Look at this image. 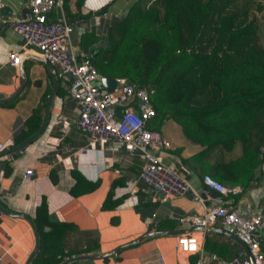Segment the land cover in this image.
Instances as JSON below:
<instances>
[{"label": "crops", "instance_id": "crops-1", "mask_svg": "<svg viewBox=\"0 0 264 264\" xmlns=\"http://www.w3.org/2000/svg\"><path fill=\"white\" fill-rule=\"evenodd\" d=\"M133 1L84 0L77 16H65L74 25L70 35L73 50L81 51L79 42L84 33L96 36L98 40L94 43L105 44L110 24L119 20ZM0 4V19L4 21L0 24V99L16 91L20 73L24 78V86L12 105L0 106L3 147L0 149V208L9 213L0 211V264H25L34 246L30 221L42 196L48 213L70 225L63 236L66 247L83 249L92 243L95 245L70 257H81L74 260L75 264H198V253L183 254L174 250L176 236L191 233L203 243L205 232L219 233L215 229H222L221 226L217 223L201 231L180 222L186 216L201 214V205L191 199V192L164 202L155 200L153 193L137 180L141 160L135 152L110 143L104 148L79 150L86 146L87 140L73 126L76 110L67 96L66 80L52 73L32 48L26 53L20 52L21 61L16 69L6 63L7 53L20 49L22 44L6 24L22 16L25 0H0ZM58 16L56 8L48 12L51 19ZM42 98H45L43 112L48 102L42 132L23 148L4 154L12 147V137L22 127L24 118ZM168 120L171 119L162 121L158 132L169 147L159 150L158 155L165 163L181 166L192 191L199 192L201 177L182 163L179 156L186 158L200 146L186 138L177 123ZM174 148L179 149V156L172 152ZM6 162L10 167L8 175L3 174ZM26 168L33 174L28 182H23L22 173ZM71 169L78 171L85 181L94 183L93 188L71 195L69 188L74 183ZM50 171L55 174V183L50 180ZM114 181L117 182L112 186ZM108 191L118 203L102 207ZM234 203L249 205L253 212L264 215L263 166ZM143 229L146 233H142ZM236 251L232 249L229 257L235 256ZM206 253L211 252L204 250Z\"/></svg>", "mask_w": 264, "mask_h": 264}, {"label": "trees", "instance_id": "trees-1", "mask_svg": "<svg viewBox=\"0 0 264 264\" xmlns=\"http://www.w3.org/2000/svg\"><path fill=\"white\" fill-rule=\"evenodd\" d=\"M59 1L71 18L84 0ZM259 11L257 0H134L110 24L103 46L88 52L98 38L84 33L79 48L101 77H123L152 88L155 115L147 128L158 131L164 119L177 123L183 135L200 146L186 158L174 148L180 161L198 176L238 186L241 193L264 167V47L255 15ZM15 98L0 106L12 105ZM44 100L24 118L12 146L37 130ZM9 171L6 162L3 174ZM70 174L71 195L93 188L78 171L71 169ZM49 177L56 182L53 171ZM240 193L229 198L235 202ZM116 203L108 191L102 207ZM32 223L38 248L29 264H59L95 246L66 247L63 236L70 225L48 213L44 196L35 206ZM260 237L264 256V226ZM203 249L224 259L232 249L236 255L241 252L233 240L212 231L205 232Z\"/></svg>", "mask_w": 264, "mask_h": 264}, {"label": "built area", "instance_id": "built-area-1", "mask_svg": "<svg viewBox=\"0 0 264 264\" xmlns=\"http://www.w3.org/2000/svg\"><path fill=\"white\" fill-rule=\"evenodd\" d=\"M54 8L59 16L48 18L46 13ZM3 23L0 19V24ZM6 25L22 41L20 49L7 53L6 63L10 67L16 69L21 53L32 48L43 61L55 68L59 78L66 80L67 96L76 110L73 126L87 140L80 151L95 146L104 148L110 143L111 146L135 152L141 160L137 180L153 193L155 200L164 202L191 192V199L199 203L203 211L186 216L180 222L201 231L218 223L246 246L250 259L242 252L228 259L213 253L204 254L201 239L191 233L176 236V252L198 253V264H264L259 246L264 215L229 198L240 193L238 186L228 187L203 175L201 190L195 192L182 174L181 166L162 161L158 151L168 148L169 143L158 131L147 128V123L155 115L150 103L153 89L136 86L123 77L114 78V86L109 91L99 87L96 81L101 76L90 64L89 57L73 50L70 35L74 25L65 17L59 0H25L22 16L8 20ZM32 174L30 168L24 169L22 181L28 182ZM144 231L142 233H146Z\"/></svg>", "mask_w": 264, "mask_h": 264}, {"label": "water", "instance_id": "water-1", "mask_svg": "<svg viewBox=\"0 0 264 264\" xmlns=\"http://www.w3.org/2000/svg\"><path fill=\"white\" fill-rule=\"evenodd\" d=\"M46 16H48V12L46 13ZM103 45H104L103 42L94 43L93 45H91L88 48V52H91V50L94 47H96V46H103ZM44 63L51 69L52 73L55 74L56 71L53 68V66L50 65L49 63L45 62V61H44ZM96 84L99 87H103L104 89H106V90L109 91L114 86V78H112V77H98L97 78V81H96ZM54 85H56V82L54 83ZM23 86H24V78H23V76L20 73V83H19V87L16 89V91L12 95H10L8 97L1 98L0 99V104L5 103V102H8V101L12 100L13 98H15L18 95V93L21 91V89H22ZM47 108H48V102L45 105V110H44L43 115H42V120H41V123H40L39 127L37 128V130L34 131L31 135H29L26 138H24L23 140H21L20 142H18L16 145L10 147L7 151L4 152V154H6V153H12V152H15V151L23 148L25 145H27L32 140H34L42 132V130L44 128V125H45V116H46ZM0 211L9 214L6 210H4L2 208H0ZM30 225H31L32 230L34 232V246H33V249L31 250L29 256L27 257V259L25 261V264H29V261L34 256V254L36 253L37 248H38V238H37L36 231L34 229V225H33L32 221H30ZM206 230H208V228ZM215 230L218 231L221 234L226 235L228 238L232 239L240 247L242 253L248 259H250L246 246L237 237H235L233 234L229 233L228 231H226L224 229H215ZM80 258L81 257L67 258V259H64L59 264H67L69 262H72V261H74L76 259H80Z\"/></svg>", "mask_w": 264, "mask_h": 264}, {"label": "rangeland", "instance_id": "rangeland-1", "mask_svg": "<svg viewBox=\"0 0 264 264\" xmlns=\"http://www.w3.org/2000/svg\"><path fill=\"white\" fill-rule=\"evenodd\" d=\"M257 1H259L260 5H261V11L255 12V15H256L258 22H259V36L261 39V43L264 47V0H257ZM168 121H170V123H172L171 120H168Z\"/></svg>", "mask_w": 264, "mask_h": 264}]
</instances>
